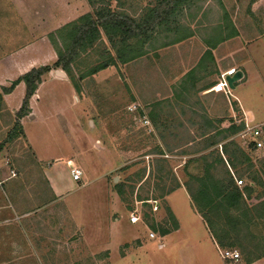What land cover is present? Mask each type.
<instances>
[{
  "label": "rangeland",
  "instance_id": "374dc122",
  "mask_svg": "<svg viewBox=\"0 0 264 264\" xmlns=\"http://www.w3.org/2000/svg\"><path fill=\"white\" fill-rule=\"evenodd\" d=\"M159 1L103 0V3L109 11L141 22L149 9L159 5ZM0 5H5L4 0H0ZM180 6L186 7V12L178 21L182 29L178 35L173 24L157 27L149 36L153 39L148 37L147 40L128 42L131 47L128 51L123 45L114 48L103 34L95 48L75 63L72 72L79 79L100 63L113 61V66L80 81L79 104L71 98V87H65L64 92L60 89L58 97L55 94L54 100L59 107L53 110V117L58 119L59 125L54 120L40 125L39 151L44 156L67 154V149L73 147L76 140L71 136L69 142L61 133V122L65 126L74 125L79 116L84 115L83 131L95 132L108 139L106 143L102 141V147L105 148L104 164L111 172L101 176V168L93 164L95 153L90 149L88 155L81 157L83 164L80 163L84 170H91L90 175L85 173L76 186L66 162H60L56 179L65 191L61 199H55L50 193L48 183L41 176L42 168L36 163L25 137L8 138L17 112L14 116L11 114L0 88V264H148L151 260L148 255L136 257L137 248L142 243L149 255L152 253L150 256L157 260L162 250L170 249L175 250L173 260L178 264H184L188 256L189 261H194L192 257L196 258L195 254L202 248L219 258V252L211 243L191 246L189 250L190 245L184 236H173L170 246L161 239L175 229L178 219H186L187 225L188 220L197 217L190 212L196 210L188 185L198 190L199 184L191 175L205 174V161L214 164V173L221 177L228 169L242 190L248 186L253 188L251 196H245L252 215L238 216L237 212V216L221 217V228L232 244L229 249L238 251L242 262L264 253V180L258 186L248 174H243L246 166L253 165L261 175L264 146L258 153H249L251 163L245 162L232 169L226 162V148L229 155L238 152L236 160L240 162V148L246 151L249 145L242 139V134L249 129L260 130V140L264 144V125L249 127L245 115L246 112L264 119V93L254 87L245 88L240 93L235 90L236 85L244 83L243 79L247 77L248 53L255 50L258 61L264 60V0H189ZM99 7L92 6L89 0H77V9L71 10H77L75 18L67 24L85 15L95 17ZM8 12L11 13L8 9L2 11L6 15ZM2 20L3 16L0 22ZM53 28L46 27L47 33ZM61 28L56 27L48 33L49 39ZM17 36L18 33L14 38ZM192 36H195L197 45L205 44V41L219 44L217 48L223 53V69L228 70L226 80L238 71L243 73V78L235 83L232 95L222 93L208 101L198 90H189L182 82H178L176 88L172 83L165 89L160 86L163 94L159 99L156 95L150 97L152 94L145 96L148 88L147 93L144 90L137 92L138 76L169 77L159 61V65H155L154 58H161L177 37L188 43L194 39H190ZM129 67L132 70H128ZM136 68L142 71L141 74ZM56 71L70 80L64 71ZM222 81L221 78L216 86ZM164 82L161 78L160 85ZM37 97L34 94L29 102L30 112L31 101ZM42 97L40 104L52 101L47 93ZM40 108L42 116L49 117L53 112ZM144 117L150 119V125L142 124ZM232 125H244V129L232 136L229 129ZM92 126H96L95 130ZM33 127L39 126L27 124L26 129L31 131ZM219 158L224 159L223 164L216 163ZM236 178L244 183L239 185ZM87 179L89 184L84 186ZM118 190H123V195ZM18 211L25 212L19 215ZM135 212L142 219L132 224L131 217ZM195 213L200 215L197 211ZM4 220L12 222L5 224L2 223ZM116 220L125 231L133 230L136 235L129 241H120L123 237L118 236L120 242L115 236H109L106 228ZM186 227L185 232L189 235ZM163 229L167 234H162ZM151 232L156 235L154 239L150 238ZM109 246L113 251L112 260L107 251ZM183 251L187 252L181 253Z\"/></svg>",
  "mask_w": 264,
  "mask_h": 264
},
{
  "label": "crops",
  "instance_id": "0c3cea01",
  "mask_svg": "<svg viewBox=\"0 0 264 264\" xmlns=\"http://www.w3.org/2000/svg\"><path fill=\"white\" fill-rule=\"evenodd\" d=\"M199 1L203 0H197V2ZM4 2L5 5H0V18L3 16V20L2 22H0V88L9 87L14 81L19 79L20 77H23L33 69L53 66V64L58 60V56L47 34L52 33L54 30H56V27L58 29L66 25L72 20V18L74 20V16L77 13V10H74L73 12L71 11L74 7L77 9V0H4ZM183 4H186V0ZM158 6L155 5L151 9H149V13L146 16H153L157 18L159 17V15L164 14V11H166V13L170 14L169 19L165 24L160 27H163L167 24H173L174 28L177 30L176 35H178V33H180V31L182 30L181 25L178 21L181 15L183 16V14L186 12V7L178 6L174 8L172 6L168 7L167 9H162L158 8ZM6 9L10 10L11 13L8 12V15L3 14L2 11H5ZM190 17L193 18V13L190 14ZM40 23L43 24L42 26L38 27ZM35 24L37 25V27H33ZM49 26H53L54 28L49 30L47 33L46 27ZM157 27L159 26H156L155 29ZM16 33H18L19 36L14 38V35ZM149 38L150 40L153 39L152 37ZM192 38H194L195 40ZM190 39H192V41L185 43V41H183V38L180 39L182 40L180 41L177 37L172 42V44L168 46V48H166L165 52L162 53L161 58H154L155 65H159V61L160 65L164 66L165 69H167L166 73L169 75V77L138 76L136 77V81L139 84L136 86V91L139 92L141 90H144L146 92L148 88L150 93L146 92L147 94H142L147 97L150 96V94H152V96L150 97L156 95V98L159 99L160 97H162L163 94L160 91V86L165 89L166 87L170 86L168 84L172 83L171 85L175 86L176 88L178 87V82H182L184 83L187 89L198 90L201 95L204 96L208 101H211L212 98H215L217 95L222 94L213 90V88L216 86V84L221 78L226 79L225 76L228 72V70L223 69V53L222 51L218 50L219 48H217V45L219 44L205 41V44L198 43L199 45H197L195 43V36H192ZM263 40L264 39H262V41ZM248 57V61H246L247 77H244V83L236 85L235 90L238 89L240 93L245 88L254 87L255 89L261 90L264 93V60L259 59L258 61L255 50L250 51L248 53ZM128 70L132 69L129 67ZM135 70L136 72H138V74L139 72L140 74L142 72L140 71V69L137 68ZM54 71L55 69H53L47 77H44L42 84L39 85L38 90L35 93L36 95H38V97L35 99V101H31L30 114L28 115V117H24L20 121V124L25 134V139L28 147L32 155L34 156L36 163L38 164V166H40V169L42 168L41 176L42 178H44L46 183H48L50 193L55 199H61L65 191L62 190L61 186L58 184V181L56 179L57 173H59L58 171L60 162H66L65 165L70 176V171L72 167H77L81 169L83 172L82 177L85 173L86 175H90V169L84 170L81 167V164H83L81 157H84V155H88V152L91 149L92 152L95 153L93 157V164L94 166L99 165L98 167L101 168L99 171H102L100 173L101 176L110 174L111 172L109 171V168L104 164L105 158H103V153L105 155V148L102 147V141L104 143L105 140L108 141V139L104 138L103 135L97 136L95 132H84L82 126L83 119L85 118L84 115H82V117L79 116L78 120L76 121V124L74 125L68 124L67 126H65L64 122H61V133L66 136L69 142L71 136L76 140L73 144V147H69V149H67V154H64V156L60 154H57L55 156H53L52 154L44 156V153L39 151L40 148L38 147V142H40V140L38 138L41 135L40 125H44L45 122H49L52 120L55 121V124H57V126L59 125L58 119L53 117V110H57V107H59L57 102L54 100L56 96L58 97V91L63 90L65 87H71L73 88L71 89V98H74V102H76L77 104L81 102L78 101L80 100V98L77 97V92L72 86L71 82L68 80V78L64 74L60 77L56 74V72L59 71ZM161 78L165 80L163 85H160ZM61 92H64V90ZM43 93H47V95L52 98V101L49 103L40 104L43 98ZM257 94L259 93L257 92ZM25 96L26 85L23 82L16 86L12 93L4 96L6 105L8 109H10V112L13 116L16 112L18 113L21 109ZM235 96L238 98L237 95ZM40 106L45 107L46 109H48V111H53L52 114H50L49 117L42 116L43 113ZM245 115L249 127L257 128L261 125H264V119H260V117L253 114L249 115L246 112ZM27 124H32V126L37 125L39 127H33L32 130L29 131L26 129ZM92 127L93 130H95L96 126L95 128L94 126ZM88 136H92L90 138L93 139L89 140L90 138ZM87 163H89V160ZM81 181L73 182L77 186V184H79ZM88 184L89 180L87 179V182L84 186H88ZM68 193L69 190L66 191V194ZM17 206L18 205H16V207ZM23 212L25 211H18V214L20 215V213ZM190 212L191 214H193L192 216L197 217H195V219L192 218L188 220L187 225L186 219H178L176 228L171 233L162 236L161 239L163 241L166 240L165 242L168 243V245L170 246L169 241L173 236H184L187 239V245H190L189 250L192 249L191 246H201V244L207 246V243H211L214 248L217 249V251L219 252V258L214 257L212 253L206 252L202 248V250H198L200 253L195 254L196 258L192 257L194 261H189L190 257L188 256L184 264H246L245 261L242 262L241 254V258L237 262L231 260H224L221 256L222 249L219 248L216 240L210 233V230L204 219H202L200 215H196V211H193V209ZM10 222H12V220L2 221V223L5 224H9ZM186 226L189 227L187 228ZM185 227L189 235L186 234ZM106 229L109 231V236H115V239L117 241H119L117 238L118 236L123 237L120 240L122 241L125 239L128 240L130 238H133L136 235V233L133 234V230L125 231L124 228L121 226L119 220L108 224V227ZM98 231L99 228L96 227V232ZM100 232H102V230ZM137 238L138 237H135V239ZM177 243L180 244V241H178ZM159 247H161V245H159ZM137 249L139 250L136 252L137 258H139L138 256L142 255H148L151 258L148 264H178V262H175L173 260V257H175L176 255L175 250H158L161 251L162 254L157 256L159 258L157 260L153 259L150 256L152 255V253H150L149 255V252L147 251V249H145V245H143V243L141 246H138ZM107 251L110 252V257L112 260L113 251L110 250V246L107 248ZM115 251L118 252V249ZM186 252L187 251H183L181 253L185 254ZM251 264H264V257Z\"/></svg>",
  "mask_w": 264,
  "mask_h": 264
},
{
  "label": "trees",
  "instance_id": "16d2710c",
  "mask_svg": "<svg viewBox=\"0 0 264 264\" xmlns=\"http://www.w3.org/2000/svg\"><path fill=\"white\" fill-rule=\"evenodd\" d=\"M89 1L92 6H100L99 9H96L95 17L92 15H85L83 17H80L78 20L65 25L64 27L56 31V33L50 35V41L54 46V49L58 56V60L53 64V66L33 69L23 77H20L19 79L14 81L9 87L2 88L4 94L7 95L12 93L16 86H18L20 83L23 82L26 85V96L24 98L21 109L16 114L12 131L8 135V138H10L11 140L18 138L19 136L25 137L20 121L30 114L29 102L38 90L39 85L42 84L45 75H48L53 69H60L64 71L69 77V81L71 82L76 92L79 93L81 91V80L86 77L96 75L100 71L113 66V63L111 64V62L113 61L103 64L100 63V65H98L88 73H85L79 79H76L72 72V68L75 63H77V61L83 55L85 56L86 54H88V52L95 48L98 42L102 40L103 34L106 35L114 48H117V46L122 47L123 45V47H127L129 51L131 50V47L129 46L128 42L133 39H139L141 41H143V39L147 40L151 33L154 32L155 27H160L165 24L170 15L166 13V11H164V14L159 15V17L157 18L153 16H146L144 20H142L141 22H137L132 17L122 16L118 13L109 11V7L104 5L103 0H101V2L100 0ZM184 2L185 0H161L158 2V8L167 9L168 7L172 6L176 8L182 5ZM187 2L188 0H186V3ZM118 54H120L119 58L121 59V53L119 49ZM122 60L123 62L126 61L124 59ZM229 129L231 135L234 136L239 131L244 129V125L240 127L232 125ZM262 150V148L257 149L255 142L250 139L249 146L247 147L246 151L240 148L239 152L242 155L240 154V162L238 163L236 160L238 152L234 153V155H229L226 148V154L228 155L226 162L230 168L234 169L238 165L246 164L245 162L251 163L249 153L255 154L258 153V151ZM216 163L223 164L224 159L219 158ZM204 168L205 174L201 176L191 175L192 180H195L199 184L198 190H193L188 185V190L192 197L191 200L193 206L206 222L210 233L216 240L219 248L222 250H233L229 249L230 247H232V244L229 243V237L225 235L226 232H224L221 228V217H226L228 215L237 216V212L239 214L238 216L252 215V210L249 209V206L245 201V196L246 194L251 196L253 188L249 186L243 190L239 188L235 183L234 177L228 169L221 177L214 173V170L216 168L214 164L205 161ZM243 174H248V178L258 186L264 180L263 167L261 175H258L259 173L257 174L255 166L253 168V165H250L249 167L246 166V171L243 172ZM118 193L120 195H123V190H118ZM173 228H176V225H174ZM166 232L167 230L163 229L162 234L165 235L167 234ZM263 257L264 253L256 254L245 259V263L251 264Z\"/></svg>",
  "mask_w": 264,
  "mask_h": 264
},
{
  "label": "built area",
  "instance_id": "2783aa9c",
  "mask_svg": "<svg viewBox=\"0 0 264 264\" xmlns=\"http://www.w3.org/2000/svg\"><path fill=\"white\" fill-rule=\"evenodd\" d=\"M236 74V73H235ZM234 74V75H235ZM233 75V76H234ZM213 90H215L216 92H219V93H224L225 95H232V89L229 87V84L227 82L226 79H224V81L220 82L217 86H215L213 88ZM142 124L144 126H148L150 125V121L147 120L145 117L142 119ZM248 131H250V133H248ZM248 137L253 140L256 144V148L257 149H261L263 148L264 144L263 142H261L260 140V137H261V131L260 130H257V129H254L253 131H251L250 129L245 131L243 134H242V139L246 140L245 143L249 144V140ZM249 146V145H248ZM247 146V147H248ZM71 178L73 179L74 182H79L81 181L82 179V175H83V172L81 169L77 168V167H72L71 168ZM14 175V173H13ZM237 182L239 185H242L244 183V181L242 179L238 180L236 178ZM238 186V185H237ZM154 204H157V202H155ZM154 210L157 211L158 210V206H154ZM142 218L137 215V213H133L132 214V217H131V223L132 224H136L138 223ZM155 234L154 233H150V238L151 239H154L155 238ZM221 256L224 260H231V261H239L240 258H241V255L238 251H235V250H222L221 251Z\"/></svg>",
  "mask_w": 264,
  "mask_h": 264
},
{
  "label": "water",
  "instance_id": "95a60500",
  "mask_svg": "<svg viewBox=\"0 0 264 264\" xmlns=\"http://www.w3.org/2000/svg\"><path fill=\"white\" fill-rule=\"evenodd\" d=\"M57 75L61 74L59 72H56ZM243 78V73L238 71L233 77H228L227 82L229 84V87L233 90L235 89V83L239 82Z\"/></svg>",
  "mask_w": 264,
  "mask_h": 264
}]
</instances>
